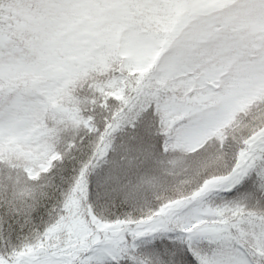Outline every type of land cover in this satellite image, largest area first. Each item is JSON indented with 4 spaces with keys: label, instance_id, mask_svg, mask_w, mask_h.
Instances as JSON below:
<instances>
[{
    "label": "snow or ice",
    "instance_id": "snow-or-ice-1",
    "mask_svg": "<svg viewBox=\"0 0 264 264\" xmlns=\"http://www.w3.org/2000/svg\"><path fill=\"white\" fill-rule=\"evenodd\" d=\"M0 264H264V0H0Z\"/></svg>",
    "mask_w": 264,
    "mask_h": 264
}]
</instances>
